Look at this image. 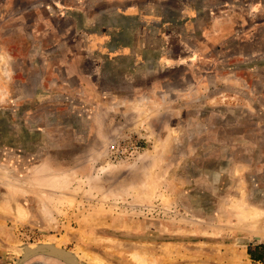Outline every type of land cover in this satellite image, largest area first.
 <instances>
[{"label": "rangeland", "instance_id": "1", "mask_svg": "<svg viewBox=\"0 0 264 264\" xmlns=\"http://www.w3.org/2000/svg\"><path fill=\"white\" fill-rule=\"evenodd\" d=\"M261 241L264 0H0V264H264Z\"/></svg>", "mask_w": 264, "mask_h": 264}, {"label": "water", "instance_id": "2", "mask_svg": "<svg viewBox=\"0 0 264 264\" xmlns=\"http://www.w3.org/2000/svg\"><path fill=\"white\" fill-rule=\"evenodd\" d=\"M40 254H48L57 257L68 264H84L74 257L70 252L60 249L56 246L52 247L51 244L45 243L33 247H27L24 250L22 256L17 260L16 264H25L30 258Z\"/></svg>", "mask_w": 264, "mask_h": 264}, {"label": "flooded vegetation", "instance_id": "3", "mask_svg": "<svg viewBox=\"0 0 264 264\" xmlns=\"http://www.w3.org/2000/svg\"><path fill=\"white\" fill-rule=\"evenodd\" d=\"M124 34L126 33V31H122ZM130 37L128 36V34L126 35V36H124L123 38H122V40L121 41H119L118 43L117 42H115V43H113L114 45L113 46H111L112 48H114V47H116V48H126V46H129L130 48H131V46L129 45L130 43V41H127L126 39H129ZM136 44H138V42L137 41H135V45ZM147 48V46H145V47H143L142 48V46H141V50H140V56L138 55V57H136V60H135V62H137V63H140V64H148L149 62H150V60L152 59L150 56L148 57V49H146ZM122 54V53H121ZM125 54H131V53H125ZM132 61V59H129V61ZM133 60V61H134Z\"/></svg>", "mask_w": 264, "mask_h": 264}, {"label": "trees", "instance_id": "4", "mask_svg": "<svg viewBox=\"0 0 264 264\" xmlns=\"http://www.w3.org/2000/svg\"><path fill=\"white\" fill-rule=\"evenodd\" d=\"M249 254L256 261H264V246H256L254 249H249Z\"/></svg>", "mask_w": 264, "mask_h": 264}, {"label": "bare ground", "instance_id": "5", "mask_svg": "<svg viewBox=\"0 0 264 264\" xmlns=\"http://www.w3.org/2000/svg\"><path fill=\"white\" fill-rule=\"evenodd\" d=\"M98 18H99V17H98ZM110 19H111L112 21H119L118 19H116V18L113 17V16H112ZM122 24H123V23H122ZM149 65H150V64H149ZM149 65H148V66H149Z\"/></svg>", "mask_w": 264, "mask_h": 264}, {"label": "built area", "instance_id": "6", "mask_svg": "<svg viewBox=\"0 0 264 264\" xmlns=\"http://www.w3.org/2000/svg\"><path fill=\"white\" fill-rule=\"evenodd\" d=\"M259 244L264 246V241H261ZM259 244H258V245H259Z\"/></svg>", "mask_w": 264, "mask_h": 264}]
</instances>
